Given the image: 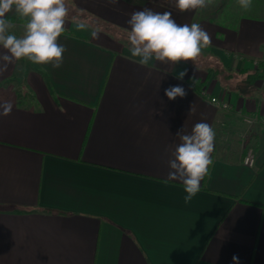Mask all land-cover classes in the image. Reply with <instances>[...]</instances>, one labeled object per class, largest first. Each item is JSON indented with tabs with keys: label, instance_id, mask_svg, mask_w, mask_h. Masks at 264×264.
Masks as SVG:
<instances>
[{
	"label": "crops",
	"instance_id": "obj_1",
	"mask_svg": "<svg viewBox=\"0 0 264 264\" xmlns=\"http://www.w3.org/2000/svg\"><path fill=\"white\" fill-rule=\"evenodd\" d=\"M66 1L108 30L67 19L61 67L0 71V103L13 104L0 115V264H264V126L243 120L264 119V0H231L227 20L214 17L230 0L185 12L175 0ZM146 8L200 24L211 44L195 62L140 65L127 21ZM177 85L187 95L169 100ZM198 122L215 131L213 163L186 204L169 161Z\"/></svg>",
	"mask_w": 264,
	"mask_h": 264
},
{
	"label": "clouds",
	"instance_id": "obj_2",
	"mask_svg": "<svg viewBox=\"0 0 264 264\" xmlns=\"http://www.w3.org/2000/svg\"><path fill=\"white\" fill-rule=\"evenodd\" d=\"M109 2L116 5L119 0ZM214 3L215 0H175L180 12L207 8ZM237 3L248 11L252 8L253 0H237ZM13 12L24 21V32L20 36L11 31L15 25L6 19ZM69 14L66 0H0V47L6 50L0 54V71H6L13 61L22 59L38 65L61 67L66 49L58 38L65 31ZM127 23L130 26L127 33L130 52L133 57L139 58L140 65L146 66L153 59L172 65L195 62L203 49L211 44V36L200 24H178L171 12H154L146 8L133 12ZM76 27L84 30L88 26L79 22ZM91 35L98 38L99 33L93 31ZM185 74L181 71L177 78L183 80ZM165 95L169 100H175L185 97L187 92L177 85L165 89ZM0 109V115L7 116L12 112L13 104L5 100L0 103ZM176 136L180 143L172 152L167 180L182 182L186 193L184 202L187 204L200 191L201 181L213 163L211 154L214 151L215 131L208 123L198 122L190 134L180 130ZM233 261L238 262V258L234 256Z\"/></svg>",
	"mask_w": 264,
	"mask_h": 264
},
{
	"label": "built area",
	"instance_id": "obj_3",
	"mask_svg": "<svg viewBox=\"0 0 264 264\" xmlns=\"http://www.w3.org/2000/svg\"><path fill=\"white\" fill-rule=\"evenodd\" d=\"M203 95H207L206 91H203ZM210 101L217 105L219 108L229 111L231 109V104L228 99H223L222 97L213 96L210 97ZM243 120L245 123L252 125L256 123H260L264 126V119H260L256 115H244ZM256 162V152L255 149L252 146L247 147L246 149V155L244 157V163L248 166H254Z\"/></svg>",
	"mask_w": 264,
	"mask_h": 264
},
{
	"label": "rangeland",
	"instance_id": "obj_4",
	"mask_svg": "<svg viewBox=\"0 0 264 264\" xmlns=\"http://www.w3.org/2000/svg\"><path fill=\"white\" fill-rule=\"evenodd\" d=\"M67 5L69 6V9H70V14H69V17H68V20H75V21H78V22H83L87 25H95L97 24L96 22V19H92L90 16L84 14L83 12L81 11H78L76 10L77 8L74 7V5H71L70 2H67ZM92 19V20H91ZM14 22L16 23V25L18 26L17 27V31H16V35L20 36L23 34L24 32V21H22L17 15L16 17H14ZM20 25H18V24ZM68 26V23L66 22L65 23V27ZM21 29V31L19 30ZM124 36V35H123ZM125 37V36H124ZM127 38V37H126ZM24 62H22V66L25 64V69L28 68L27 66L29 65V61L27 59H23ZM249 147L247 144H246V148Z\"/></svg>",
	"mask_w": 264,
	"mask_h": 264
},
{
	"label": "trees",
	"instance_id": "obj_5",
	"mask_svg": "<svg viewBox=\"0 0 264 264\" xmlns=\"http://www.w3.org/2000/svg\"><path fill=\"white\" fill-rule=\"evenodd\" d=\"M230 4H231V0H230V1H227V5H224L223 7H220V10H221V11H219V12H218L219 14L216 15L214 18H215V19H218V18H219V19H220V18H224V19H226V20H227V18H229V17L231 18V16H232V15H231V11H228V10H227V7H229ZM76 10L81 11V10L78 9V8H77ZM223 11H225V12L228 11V14L225 13V14H227V15H224V17H223V15L220 14V13L223 12ZM81 12H83V13L86 14V15H88L85 11H81ZM88 16H90V15H88ZM90 17H91L93 20L96 19V22H97V24H95V25H90L91 27H98V28H101V29L108 30V28H106L107 26L104 24V22H103L101 19H97V18H95V17H93V16H90ZM92 19H91V20H92ZM105 26H106V27H105ZM64 32L67 33L66 30H65ZM214 67H215V66L211 64L210 67H209V71H208V72H210V73L213 72V71H214ZM203 84H204V83H201V82H200L198 85L201 86V85H203Z\"/></svg>",
	"mask_w": 264,
	"mask_h": 264
}]
</instances>
